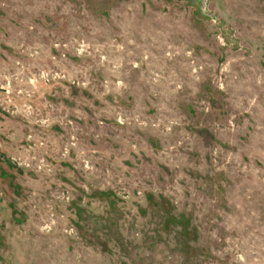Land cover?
<instances>
[{
	"label": "rangeland",
	"instance_id": "1",
	"mask_svg": "<svg viewBox=\"0 0 264 264\" xmlns=\"http://www.w3.org/2000/svg\"><path fill=\"white\" fill-rule=\"evenodd\" d=\"M0 264H264V0H0Z\"/></svg>",
	"mask_w": 264,
	"mask_h": 264
}]
</instances>
